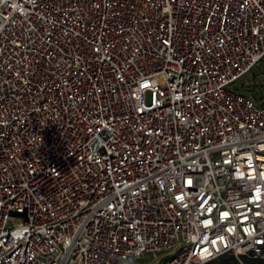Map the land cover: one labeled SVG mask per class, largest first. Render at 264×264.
Here are the masks:
<instances>
[{
	"label": "built area",
	"instance_id": "1",
	"mask_svg": "<svg viewBox=\"0 0 264 264\" xmlns=\"http://www.w3.org/2000/svg\"><path fill=\"white\" fill-rule=\"evenodd\" d=\"M263 58L264 0H0V264L264 261Z\"/></svg>",
	"mask_w": 264,
	"mask_h": 264
},
{
	"label": "rangeland",
	"instance_id": "2",
	"mask_svg": "<svg viewBox=\"0 0 264 264\" xmlns=\"http://www.w3.org/2000/svg\"><path fill=\"white\" fill-rule=\"evenodd\" d=\"M247 77L243 79L244 81H254L255 85L253 86H247V88H242L243 92L248 94L249 96H252L256 99L257 102L263 103L264 99V58ZM243 85H245L243 83ZM247 85V84H246ZM142 264H153L150 262H144Z\"/></svg>",
	"mask_w": 264,
	"mask_h": 264
},
{
	"label": "trees",
	"instance_id": "3",
	"mask_svg": "<svg viewBox=\"0 0 264 264\" xmlns=\"http://www.w3.org/2000/svg\"><path fill=\"white\" fill-rule=\"evenodd\" d=\"M241 259L246 261L248 264H264V261L254 260L252 258L245 257V256L241 257ZM207 264H239V259L233 254H227Z\"/></svg>",
	"mask_w": 264,
	"mask_h": 264
}]
</instances>
